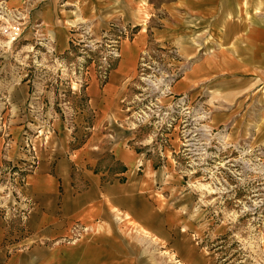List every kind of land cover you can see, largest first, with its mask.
I'll return each instance as SVG.
<instances>
[{
	"label": "crops",
	"instance_id": "crops-1",
	"mask_svg": "<svg viewBox=\"0 0 264 264\" xmlns=\"http://www.w3.org/2000/svg\"><path fill=\"white\" fill-rule=\"evenodd\" d=\"M2 1L27 13L20 33L31 24L60 54L90 30L119 57L105 76L95 58L43 114L38 145L23 121L0 135V264H217L181 170L183 116L158 131L137 110L144 98L185 106L264 142L263 2Z\"/></svg>",
	"mask_w": 264,
	"mask_h": 264
},
{
	"label": "rangeland",
	"instance_id": "rangeland-1",
	"mask_svg": "<svg viewBox=\"0 0 264 264\" xmlns=\"http://www.w3.org/2000/svg\"><path fill=\"white\" fill-rule=\"evenodd\" d=\"M258 1L264 8V0ZM24 14L0 3V135L25 122L38 145L47 125L43 114L57 111L73 96L79 80L95 58L96 64L102 61L108 47L88 30L73 35L71 50L60 54L49 40L35 37L31 24L20 33L28 19ZM157 83H151L155 96ZM144 101L137 111L157 116L151 120L158 131L172 129L177 114L184 118L179 127L180 164L185 183L196 196L195 214L206 229L201 245L217 257V264H264V142H251L229 126L213 128L207 115L191 116L185 106ZM157 260L165 264L161 256Z\"/></svg>",
	"mask_w": 264,
	"mask_h": 264
},
{
	"label": "built area",
	"instance_id": "built-area-1",
	"mask_svg": "<svg viewBox=\"0 0 264 264\" xmlns=\"http://www.w3.org/2000/svg\"><path fill=\"white\" fill-rule=\"evenodd\" d=\"M20 27H17L16 29L18 30ZM16 35H19V33H15ZM16 36L14 35V38ZM113 57V58H117L119 57V49L117 48V46L111 44L108 46V50L106 51V53H104V56H103V60H104V76L107 75V72L109 71L110 69V63H109V59ZM81 81L83 80H79V82L81 83ZM205 117L204 115L203 116H198L197 118H203ZM203 131L204 132H208L207 129H204L203 128ZM204 134V133H203Z\"/></svg>",
	"mask_w": 264,
	"mask_h": 264
},
{
	"label": "bare ground",
	"instance_id": "bare-ground-1",
	"mask_svg": "<svg viewBox=\"0 0 264 264\" xmlns=\"http://www.w3.org/2000/svg\"><path fill=\"white\" fill-rule=\"evenodd\" d=\"M205 187L203 186V189H204Z\"/></svg>",
	"mask_w": 264,
	"mask_h": 264
}]
</instances>
